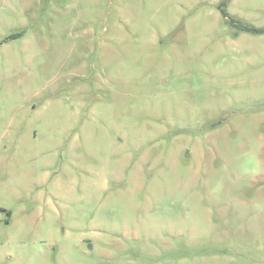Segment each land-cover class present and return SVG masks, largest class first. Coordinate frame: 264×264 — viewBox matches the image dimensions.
<instances>
[{
	"label": "rangeland",
	"instance_id": "obj_1",
	"mask_svg": "<svg viewBox=\"0 0 264 264\" xmlns=\"http://www.w3.org/2000/svg\"><path fill=\"white\" fill-rule=\"evenodd\" d=\"M0 264H264V0H0Z\"/></svg>",
	"mask_w": 264,
	"mask_h": 264
}]
</instances>
